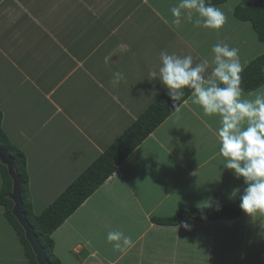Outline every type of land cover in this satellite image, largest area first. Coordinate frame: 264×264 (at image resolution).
<instances>
[{
	"label": "crops",
	"instance_id": "0c3cea01",
	"mask_svg": "<svg viewBox=\"0 0 264 264\" xmlns=\"http://www.w3.org/2000/svg\"><path fill=\"white\" fill-rule=\"evenodd\" d=\"M145 3L158 20L147 13L133 28L130 22ZM171 8L165 6L158 14L148 0H0L3 120L6 109H16L17 101L9 95L16 92L14 87L28 85L34 90V96L29 97L34 102L33 113L43 125L55 126V136L66 125L87 132L91 138L90 166L165 92L158 79L150 82L148 77L150 70L160 66L161 51L181 56L188 48L194 51V63L206 59L176 29ZM164 13L170 14L166 18ZM152 55L158 61H152ZM117 71L126 80L114 86ZM154 89L159 93L156 97L151 96ZM22 99L23 95L18 105ZM219 126L218 117L205 116L189 97L52 234L59 263L225 264L230 258L228 264H251L254 260L246 263L254 256L250 249L243 246L234 250V245L216 237V230L250 229L247 214L229 220L188 218L177 225L154 221L183 208L206 207L201 203L209 195L219 205L236 201L228 198L239 187L219 154ZM72 182H54L53 188L49 183L47 190L34 192L30 178L33 214L41 215ZM2 184L0 174V189ZM60 185L63 192L57 194ZM0 215L11 225L1 205ZM256 221L262 223L264 231V216L257 215ZM185 222L190 228L183 227ZM113 230L132 237L134 245L125 253L108 243L107 233ZM85 249L89 254L82 258ZM237 254H242V259L233 258ZM26 262L30 263L28 258Z\"/></svg>",
	"mask_w": 264,
	"mask_h": 264
},
{
	"label": "clouds",
	"instance_id": "9594fccd",
	"mask_svg": "<svg viewBox=\"0 0 264 264\" xmlns=\"http://www.w3.org/2000/svg\"><path fill=\"white\" fill-rule=\"evenodd\" d=\"M170 11L176 26L187 19L197 28L219 32L227 23L226 14L206 0H178ZM211 52L209 71L208 59L194 63L192 55L180 56L163 50L158 69L148 72L149 81L158 79L167 90L174 114L183 107L181 100L187 90L192 103L198 105L205 116L219 118L217 136L224 167L246 185L243 191L233 189L228 198L238 199L240 209L254 220L257 215L264 216V86L245 92L242 87L244 65L238 48L217 42ZM125 80L122 72L113 74L114 86ZM157 95L154 89L151 96ZM201 204L206 209L214 205L217 210L220 208L213 195ZM183 227L188 229L190 225L185 222ZM107 241L120 253L134 245L132 237L120 230L109 231Z\"/></svg>",
	"mask_w": 264,
	"mask_h": 264
},
{
	"label": "rangeland",
	"instance_id": "374dc122",
	"mask_svg": "<svg viewBox=\"0 0 264 264\" xmlns=\"http://www.w3.org/2000/svg\"><path fill=\"white\" fill-rule=\"evenodd\" d=\"M172 1L173 5H169ZM148 2L159 14L164 11L165 6L173 7L178 0H148ZM239 3L240 0H228L223 4L216 5L227 16V23L219 32L202 27L197 28L187 19H183L184 22L179 26L175 25L180 33L186 35L187 43L209 60L210 66L212 65L211 61L213 57L211 48L217 42L227 43L230 47L238 48L244 68L252 60L264 53V43L259 40L252 24L249 21H241L235 17L234 9ZM147 13L151 15L153 20H158V16L153 12V8L145 3L139 8L138 13L133 16L130 25L135 28L136 20L144 17ZM167 14L164 13L163 15L167 18L170 13ZM193 18L195 19V14ZM154 34L159 35L158 33ZM198 34L204 35L200 36ZM191 54L193 57L194 51L186 48L181 56ZM157 58L156 55H152V61H158ZM194 59L199 62L198 57H194ZM2 82L5 84L4 79H2ZM2 82H0V85ZM14 90L16 92H12L9 95L12 100L17 101V103H14L16 109H6V119L3 120L2 126L3 129L7 130L12 143L26 153L31 184L34 183V187L31 190L34 192L47 190L49 183V188H53L54 182H58L59 184L64 182V185L72 182L74 178L86 170L91 162L89 160L90 156H88L92 153L90 147L91 138L87 135L86 131L80 130V132L78 131L79 129L67 128L68 125L62 126L61 129L64 130L55 136V126L53 125V128L46 126V124L43 125L37 113H33L34 102L30 101L29 97L34 96V90L28 88L26 84L22 86L16 85ZM25 92L30 93V96L25 94ZM22 95V102L18 105ZM3 108L5 109L6 106H3ZM184 135L182 134V136ZM237 186L239 188L246 186L243 179H237ZM63 188L64 186L60 185L56 193L61 194ZM260 224L262 223L259 221L255 222V219L253 220L250 217V229L237 227L233 230L230 228L222 229L221 231L224 232L216 230L218 232L216 237L219 238V241L225 240L230 245H234V250L241 249L243 246L250 249L254 256H251L252 258L250 259L247 257L246 263L254 260L251 261V264H264V257H262L264 254V231ZM20 241V236L15 228L6 223L3 216L0 215V264H30L26 262L27 256L23 254V250L19 249V247L23 249ZM218 250H220L219 247ZM225 253L228 252L224 251L223 254ZM235 257L242 259V254H237L233 258ZM229 261L230 258L225 264H228Z\"/></svg>",
	"mask_w": 264,
	"mask_h": 264
},
{
	"label": "trees",
	"instance_id": "16d2710c",
	"mask_svg": "<svg viewBox=\"0 0 264 264\" xmlns=\"http://www.w3.org/2000/svg\"><path fill=\"white\" fill-rule=\"evenodd\" d=\"M228 0H206L214 6L223 4ZM234 15L241 21L252 24L259 40L264 43V0H240L234 9ZM264 85V53L252 60L242 73V87L245 92L255 90ZM190 97L186 90L184 100ZM174 113L172 101L167 90L152 104L113 144L95 158L90 166L82 172L68 188L47 207L44 212L35 216L33 204L29 198L30 176L26 153L12 143L3 129V112L0 109V147L4 149L15 161V170L22 179V200L30 224L46 250L47 258L51 264H60L54 254L52 234L103 184L114 175L117 168L127 157L167 118ZM0 174L3 180L0 189V205L5 209V217L20 236L25 247L26 256L30 264H38L23 227L13 214L14 202L10 198L13 192L14 181L10 176L7 165L0 159ZM246 186H244L241 191ZM245 214L239 207V200L228 205H220L206 209V207H188L180 209L173 216L154 218L161 225H177L185 219L191 218L199 221L229 220Z\"/></svg>",
	"mask_w": 264,
	"mask_h": 264
},
{
	"label": "water",
	"instance_id": "95a60500",
	"mask_svg": "<svg viewBox=\"0 0 264 264\" xmlns=\"http://www.w3.org/2000/svg\"><path fill=\"white\" fill-rule=\"evenodd\" d=\"M0 159L3 163L8 166L10 176L14 181L13 192L11 194V199L14 202L13 214L17 218L20 225L25 231V236L30 243L34 254L36 255V260L38 264H51L47 259L46 250L41 246L39 239L34 231L33 226L27 219V215L23 210V200H22V179L15 171L14 160L10 157L4 149L0 147ZM89 252L87 249L82 251L81 257L86 258Z\"/></svg>",
	"mask_w": 264,
	"mask_h": 264
}]
</instances>
